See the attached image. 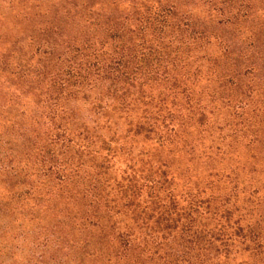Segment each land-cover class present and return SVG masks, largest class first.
I'll use <instances>...</instances> for the list:
<instances>
[{"label": "trees", "instance_id": "1", "mask_svg": "<svg viewBox=\"0 0 264 264\" xmlns=\"http://www.w3.org/2000/svg\"><path fill=\"white\" fill-rule=\"evenodd\" d=\"M0 264H264V0H0Z\"/></svg>", "mask_w": 264, "mask_h": 264}]
</instances>
